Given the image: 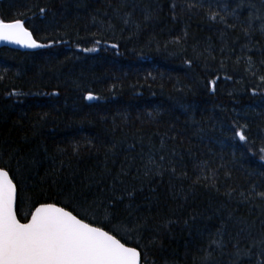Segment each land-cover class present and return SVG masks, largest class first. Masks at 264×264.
Returning a JSON list of instances; mask_svg holds the SVG:
<instances>
[{
    "label": "trees",
    "instance_id": "obj_1",
    "mask_svg": "<svg viewBox=\"0 0 264 264\" xmlns=\"http://www.w3.org/2000/svg\"><path fill=\"white\" fill-rule=\"evenodd\" d=\"M224 7L235 27L209 19ZM0 17L46 45L0 49V163L24 158L22 207L119 174L117 194L135 189L151 217L147 264L264 261V0H0ZM161 155L163 174L144 176Z\"/></svg>",
    "mask_w": 264,
    "mask_h": 264
},
{
    "label": "snow or ice",
    "instance_id": "obj_2",
    "mask_svg": "<svg viewBox=\"0 0 264 264\" xmlns=\"http://www.w3.org/2000/svg\"><path fill=\"white\" fill-rule=\"evenodd\" d=\"M172 7L175 9V4ZM192 7L196 5L189 4V10ZM239 7L241 5H237V8ZM39 11L44 15L46 9L40 8ZM222 11L225 15L219 16L218 21L219 13L215 12L209 19L224 24L225 27H235L227 23L226 16H235L236 9L229 13L227 7H224ZM252 19L250 15L247 28L243 30L246 36H250V30L253 28ZM255 19L261 17L256 16ZM26 22L15 17H0V42L32 49L46 47L34 39L33 31L25 26ZM124 23L128 24L129 19L126 18ZM260 31L264 35V24L261 25ZM223 51L224 49H221V52ZM240 59L241 57H237V64ZM251 63L249 58L250 66ZM261 63L264 64V60ZM221 66L223 67V61ZM260 79L264 81V76ZM208 83L211 90L215 91L216 80H210ZM85 99L93 100L95 97L89 94ZM234 135L240 142H248L243 129L235 131ZM260 153V159L264 161V147L260 149ZM14 156L19 166L15 174H12L11 160ZM23 159L16 156L14 151L8 155L7 160L0 163V264H147L148 248L156 243L155 237L148 244L143 243L144 234L150 230L151 217L138 214L139 205L133 204L135 189L125 188L117 194L115 181L123 183L119 174L107 188L100 187V182H97L95 194L88 191H69L61 194L63 199L37 198L32 200L28 208H24L20 185L25 179L24 172L29 169L20 164ZM165 159L166 157L161 155L158 163L149 156L144 166V176L162 175L166 170ZM28 164L34 165L35 161H29ZM121 171L127 174L123 168ZM171 171L175 174V168ZM199 179L200 177H197V181ZM259 195L264 199V193ZM241 196H244V193H241ZM28 199L31 200L30 197ZM171 223L172 221H168L164 227ZM259 243L261 254L264 255V240ZM236 255H240L239 249ZM210 256L211 253L207 252L202 258L203 264H208ZM260 264H264V261Z\"/></svg>",
    "mask_w": 264,
    "mask_h": 264
},
{
    "label": "water",
    "instance_id": "obj_3",
    "mask_svg": "<svg viewBox=\"0 0 264 264\" xmlns=\"http://www.w3.org/2000/svg\"><path fill=\"white\" fill-rule=\"evenodd\" d=\"M2 48H8V49L16 50L19 52H35L39 49V48H35V49L26 48V47H22V46H19L16 44H12V43L0 42V49H2Z\"/></svg>",
    "mask_w": 264,
    "mask_h": 264
}]
</instances>
